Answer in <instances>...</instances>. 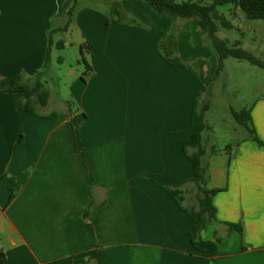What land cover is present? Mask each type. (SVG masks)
Returning a JSON list of instances; mask_svg holds the SVG:
<instances>
[{
  "label": "crops",
  "instance_id": "1",
  "mask_svg": "<svg viewBox=\"0 0 264 264\" xmlns=\"http://www.w3.org/2000/svg\"><path fill=\"white\" fill-rule=\"evenodd\" d=\"M72 8L63 38L73 29L90 45L91 70L69 87L75 104L49 89L23 116L10 80L46 81L51 31ZM210 48L198 18L144 0H0V264H98L94 251L101 264H264V98L241 109L253 133L237 123L226 151L213 149L205 114L207 188L219 191L198 237L217 252L203 257L191 242L188 211L202 193L177 132L196 100L209 104ZM166 186L182 191V207Z\"/></svg>",
  "mask_w": 264,
  "mask_h": 264
},
{
  "label": "trees",
  "instance_id": "2",
  "mask_svg": "<svg viewBox=\"0 0 264 264\" xmlns=\"http://www.w3.org/2000/svg\"><path fill=\"white\" fill-rule=\"evenodd\" d=\"M158 13L172 14L182 19L198 18L201 29L206 33L208 40L214 47L218 54V66L216 73L221 71L224 66V60L228 57H233L238 60H245L253 65L264 69V61L255 57L247 50L240 47L241 42L236 41L233 47H229L227 42L220 38L218 33V24L226 29H233L234 26L223 14L219 12V8L225 5H231L234 9H240L247 19L263 20L264 21V0H212L210 3L202 1H182L177 0H144ZM74 9H70L67 13V20L64 26L53 28L50 34V45L61 49L64 47L65 39L61 33L67 31V28L72 22ZM81 51L90 50V45H81ZM163 58L169 62L174 63L178 59L168 58L161 53ZM82 78L86 79L91 66L88 62ZM9 89L19 93L16 99V107L23 116L37 115V106H46L50 98V91L46 87L45 82L41 79V73L36 72L33 78L20 74L10 80ZM68 107L71 109V104L68 102ZM209 110L207 102H199L196 100L191 114V123L188 128L177 132V142L183 145L187 157L193 163L194 177L193 182L202 193L198 199V209L188 211L193 220V228L191 230V242L194 248L200 252L203 257H213L217 252V244L212 241H204L198 237L199 232L207 225L209 221L215 217V208L212 204V196L219 191V189H208L207 183L209 178L208 163L205 158V150L203 148L202 132L206 127L205 114ZM236 122L253 133L250 128V112L248 109L240 110V112L232 111ZM22 142V134L19 135L17 145ZM262 143L261 141H258ZM193 148L195 151L188 153V149ZM9 188L11 191L9 201H12L18 192V183L12 177L9 178ZM170 195L182 207V191L177 188L166 186ZM92 258L98 260L101 264V255L99 252H92ZM3 254L0 253V263L3 262Z\"/></svg>",
  "mask_w": 264,
  "mask_h": 264
},
{
  "label": "rangeland",
  "instance_id": "3",
  "mask_svg": "<svg viewBox=\"0 0 264 264\" xmlns=\"http://www.w3.org/2000/svg\"><path fill=\"white\" fill-rule=\"evenodd\" d=\"M203 1L210 3L212 0ZM219 12L232 22L234 28L226 29L217 22V35L225 40L229 47L240 41L241 48L264 61V21L247 19L240 9H234L231 5L220 7ZM64 33L67 31L61 33L62 37ZM64 39V47H54L51 52L44 81L54 97L73 101L69 87L76 77L82 76L86 69L85 63L91 61L86 50L81 51V38L76 30L72 29ZM210 49L218 66V54L212 45ZM215 75L208 98L209 111L206 113V122L212 135L213 149L219 152L226 151L229 147L234 148L241 139V135H237L236 131L239 125L230 110L240 112L257 99L264 98V69L248 61L228 57L224 60L223 69ZM73 102L75 104V100ZM71 110H75L72 104Z\"/></svg>",
  "mask_w": 264,
  "mask_h": 264
},
{
  "label": "built area",
  "instance_id": "4",
  "mask_svg": "<svg viewBox=\"0 0 264 264\" xmlns=\"http://www.w3.org/2000/svg\"><path fill=\"white\" fill-rule=\"evenodd\" d=\"M1 253V252H0Z\"/></svg>",
  "mask_w": 264,
  "mask_h": 264
}]
</instances>
